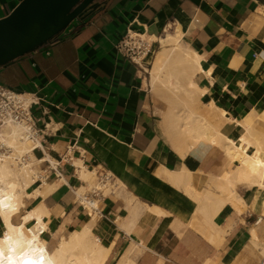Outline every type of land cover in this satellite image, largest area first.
<instances>
[{"label": "crops", "instance_id": "1", "mask_svg": "<svg viewBox=\"0 0 264 264\" xmlns=\"http://www.w3.org/2000/svg\"><path fill=\"white\" fill-rule=\"evenodd\" d=\"M21 1L0 0V19ZM179 28L183 41L203 56V71L195 76L206 89L202 101L228 111L223 133L237 140L246 132L241 120L252 115L264 136V0H112L90 23L0 67L1 85L37 102L32 110L45 134L35 155L60 162L62 177L52 171L46 180L58 184L56 190L26 198L13 217L19 224L28 210L46 206L42 238L50 249L94 219L92 231L107 248L104 264H118L132 246L137 264H264V189L240 184L247 205L241 212L228 203L210 204L221 193L214 177L231 174L237 163L206 140L182 154L162 124L163 103L150 70L158 38ZM128 33L151 43L153 54L140 64L116 47ZM78 161L118 185L100 196L98 214L78 199L84 184ZM165 170L190 175L174 183ZM44 187L37 182L28 192Z\"/></svg>", "mask_w": 264, "mask_h": 264}, {"label": "bare ground", "instance_id": "2", "mask_svg": "<svg viewBox=\"0 0 264 264\" xmlns=\"http://www.w3.org/2000/svg\"><path fill=\"white\" fill-rule=\"evenodd\" d=\"M142 37L144 38L145 35H142ZM150 39L153 40L154 37ZM158 41L161 47L152 60L151 85L153 90L159 89L164 92L165 100L169 104L166 111H164L165 113H163L162 124L167 129L171 147L182 154L187 153L200 140L210 141L222 147L229 156L228 158L237 163V167L234 172L224 178H216V176L214 180L212 178L213 186L221 193L215 195L213 199L210 197L208 202L210 204L218 202L219 206L228 203L241 212L242 208L247 205L238 190L239 185L248 183L264 189V136L261 134L262 138L259 135L260 132L255 128V120L252 115L244 121L241 120L240 124L246 127V132L240 135L237 140L225 135L222 128L228 122V111L212 102L210 105L205 104L201 97L206 89L201 88L195 80L196 74L203 71L204 65L201 62L203 56L183 41V31L180 28L176 32L169 30L164 36L159 37ZM21 96L28 101L30 100L28 94ZM1 140L11 148L12 152L0 161V220L4 224V233L0 235V264H104L107 248L99 242L92 231L94 219L88 221L83 228L71 232L68 238L61 236L53 249H50L48 243L42 238V230L44 232L47 229L44 217L49 215L46 206L43 205L41 208L37 206L28 210L24 218L22 217L23 222L14 223L13 217L25 206L26 198L39 195L45 197L56 190L58 184L49 183L44 179L39 181L40 172H43L41 164L45 159L35 155L24 125L19 123L9 124L1 133ZM250 148H255V150L250 151ZM79 162H76L78 175L84 183L77 190L81 198L84 195L85 184L92 185L93 172L96 171H94L95 168L90 170L82 162ZM167 170L163 174L164 177L174 183H186L190 175L187 170L180 173ZM37 182L39 184L45 183L44 189L29 193L28 189ZM209 184H211L210 181ZM104 186L107 185L104 184ZM83 203L91 212L93 207L97 205L95 203ZM146 205L152 213L160 212L158 207L148 203ZM128 207L131 208V206ZM207 207L209 206L207 205ZM198 212L200 211L198 210ZM205 213H202V216ZM216 213L218 212L216 211ZM30 222L33 224L27 225ZM35 222L37 223L35 224ZM212 225L214 226V224ZM195 227L193 226V228ZM218 228L220 229V227ZM211 229L216 230L213 227L210 228V234L213 233ZM214 233L218 234L217 231H214ZM211 236H207V238H211ZM216 237L218 239V236ZM216 237H214L215 240ZM137 255L135 247L132 246L118 264H137L135 260Z\"/></svg>", "mask_w": 264, "mask_h": 264}, {"label": "water", "instance_id": "3", "mask_svg": "<svg viewBox=\"0 0 264 264\" xmlns=\"http://www.w3.org/2000/svg\"><path fill=\"white\" fill-rule=\"evenodd\" d=\"M112 0H22L0 19V67L93 21Z\"/></svg>", "mask_w": 264, "mask_h": 264}, {"label": "built area", "instance_id": "4", "mask_svg": "<svg viewBox=\"0 0 264 264\" xmlns=\"http://www.w3.org/2000/svg\"><path fill=\"white\" fill-rule=\"evenodd\" d=\"M116 47L120 53L137 64H140V62L144 61L153 54L150 42L131 33H128L127 36H125L117 44ZM21 95L23 94L17 93L0 84V161L12 152L11 148L1 140V133L11 123H19L26 127V135L32 144V150L34 153H36L38 150H42V137L45 132L44 129L39 126L38 119L34 116L32 110L33 106L37 104V102L34 99H30L28 101ZM44 159L45 161L42 163H47L48 166L47 168L43 169V174H41L39 179H49L52 175V171L56 177H62V170L59 169L60 162L54 163L47 158ZM97 175L99 178V183L102 185L107 183V180H111V176L108 174L102 175L101 173H97ZM104 195L105 194L103 193L102 189L97 187L94 190L85 193L81 198L79 195L77 196L88 211L90 210L83 202L97 204L95 207H93L92 212H96L98 214L100 213V210L98 209L99 198L100 196Z\"/></svg>", "mask_w": 264, "mask_h": 264}, {"label": "rangeland", "instance_id": "5", "mask_svg": "<svg viewBox=\"0 0 264 264\" xmlns=\"http://www.w3.org/2000/svg\"><path fill=\"white\" fill-rule=\"evenodd\" d=\"M154 92H155L156 96L159 98V100L163 103V104H161L159 106L160 107L159 113L162 115V118H163V113H165L164 111H166V109L169 106V104H167L168 102L165 100V95H164V92L163 91L157 89V90H154ZM79 163H81V162H79ZM40 173L43 174V172H40ZM117 182L119 183V185H122L120 181L117 180ZM105 184L107 186H104V185L100 184L97 173L96 172L95 173L93 172L92 185L89 186L88 184H85L86 185V188H85L84 194L87 193L88 191L94 190L97 187H100L102 189L103 193L105 195H107L112 190H115L117 188V186H118L116 184H113V181L112 180H107V183H105Z\"/></svg>", "mask_w": 264, "mask_h": 264}]
</instances>
